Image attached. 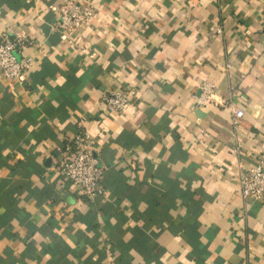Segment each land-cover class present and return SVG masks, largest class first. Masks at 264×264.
Returning <instances> with one entry per match:
<instances>
[{
    "label": "crops",
    "instance_id": "1",
    "mask_svg": "<svg viewBox=\"0 0 264 264\" xmlns=\"http://www.w3.org/2000/svg\"><path fill=\"white\" fill-rule=\"evenodd\" d=\"M61 1L0 0V36L34 59L0 79V264H264V203L238 181L264 157V0H77L96 11L71 39ZM203 82L214 101L195 108ZM118 88L136 94L103 114ZM79 123L92 200L55 171Z\"/></svg>",
    "mask_w": 264,
    "mask_h": 264
},
{
    "label": "built area",
    "instance_id": "2",
    "mask_svg": "<svg viewBox=\"0 0 264 264\" xmlns=\"http://www.w3.org/2000/svg\"><path fill=\"white\" fill-rule=\"evenodd\" d=\"M95 6L89 1L62 0L55 9L52 28L61 37L71 39L77 31L86 25L95 14ZM264 30V13L260 17ZM20 37L0 36V79L7 82L21 81L24 73L30 69L33 57L17 60L14 53L23 50ZM213 85L203 82L199 85V94L193 96L195 108H203L214 101ZM131 88L112 89L100 97L103 114L116 115L131 103L135 96ZM232 114L231 124L236 128L244 116L242 109L229 106ZM94 139L79 123L76 134L66 141L63 148L64 158L55 171L67 183L77 189L87 200L105 193L102 187L103 169L93 152ZM238 181L241 199H251L264 203V157H259L255 165L240 164Z\"/></svg>",
    "mask_w": 264,
    "mask_h": 264
}]
</instances>
